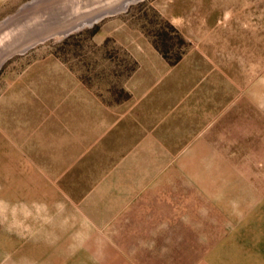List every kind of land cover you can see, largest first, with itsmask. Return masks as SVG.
Returning <instances> with one entry per match:
<instances>
[{
	"label": "rangeland",
	"instance_id": "rangeland-1",
	"mask_svg": "<svg viewBox=\"0 0 264 264\" xmlns=\"http://www.w3.org/2000/svg\"><path fill=\"white\" fill-rule=\"evenodd\" d=\"M123 1L0 0V29ZM0 264H264V0H139L8 59Z\"/></svg>",
	"mask_w": 264,
	"mask_h": 264
},
{
	"label": "water",
	"instance_id": "water-1",
	"mask_svg": "<svg viewBox=\"0 0 264 264\" xmlns=\"http://www.w3.org/2000/svg\"><path fill=\"white\" fill-rule=\"evenodd\" d=\"M115 10L116 9L114 8L104 11H98L97 13L95 12L93 14L80 16V18H78V16H71V18L66 20L56 17L50 20H41L39 23V27H37L38 25H29V28L25 31H14V29L3 31V29L1 28L0 67L8 59L17 54H24L36 45L44 43L45 41L56 35L68 34L76 29H79L80 27L93 25L95 21H98L109 14L117 13ZM32 26L35 27L31 29ZM19 31H22V33H18Z\"/></svg>",
	"mask_w": 264,
	"mask_h": 264
},
{
	"label": "crops",
	"instance_id": "crops-1",
	"mask_svg": "<svg viewBox=\"0 0 264 264\" xmlns=\"http://www.w3.org/2000/svg\"><path fill=\"white\" fill-rule=\"evenodd\" d=\"M40 174H42L41 177L45 181L46 176H47L46 173L41 172L39 169V175ZM60 182H61L60 179H55L54 185H52V189L54 191L53 194L58 195L59 199L62 200L63 195L68 194V192L64 190V188L62 187ZM134 186L135 185H133V186L129 185V187H122V186H119L118 184H116L112 187H109L110 190H108V192H110L112 194H116L119 191L118 194H120L118 197L112 199V200H118V202L120 204L119 207H118V205L117 206L112 205V208L120 209L121 211L124 210L123 212H125V214H122V215H124V217H122V218H124L125 221H121L120 224H129V225H154V224H158V222L157 223L155 222V220H157L156 216L159 214L158 210L154 209L152 207V202L149 204H145L143 201V196H142V194H144L142 187L141 186L134 187ZM40 192H43L44 195H46V193H47L45 190V187H43L42 190L40 189ZM95 192L96 191H94L92 193H95ZM67 198L69 199V206H70L71 210H75L76 211L75 213H77L78 208H79V206H78L79 201L73 200L72 197L67 196ZM87 200H89V196H88ZM148 205H151V207ZM39 208H41L40 205H39L38 209ZM145 209H148V212L150 210V213H148V214L151 216V219H149L148 217H144L145 215H147V214H145V215L143 214V211ZM155 210H156V212H155ZM153 215H154V218H153ZM144 219H145V221H143ZM132 220H135V221H132ZM136 220H138V221H136ZM110 223L111 222L103 223V224H110ZM95 224H98V223H95Z\"/></svg>",
	"mask_w": 264,
	"mask_h": 264
},
{
	"label": "bare ground",
	"instance_id": "bare-ground-1",
	"mask_svg": "<svg viewBox=\"0 0 264 264\" xmlns=\"http://www.w3.org/2000/svg\"><path fill=\"white\" fill-rule=\"evenodd\" d=\"M121 1H123V0H121ZM139 0H124L123 1V3H121V5L118 7V8H116V12H118V11H121V10H125L126 8H128V6L131 4V3H136V2H138ZM119 3V2H118ZM35 4V3H34ZM33 4V5H34ZM82 6H83V4H82ZM115 6V5H114ZM117 6V5H116ZM115 6V7H116ZM114 9V8H113ZM79 10V9H78ZM86 10V9H85ZM102 11V10H101ZM89 12V11H88ZM94 12V11H93ZM93 12H91L90 11V13H93ZM86 13V12H85ZM60 14V13H59ZM76 14V13H75ZM79 14V13H78ZM41 15H42V13H41ZM40 15V16H41ZM44 15H45V13H44ZM68 15V14H67ZM71 15V14H70ZM73 15V14H72ZM84 15H86V14H84ZM54 16V15H53ZM57 16V15H56ZM60 16V15H59ZM63 16H65V17H68V16H66V15H63ZM44 17V16H43ZM46 17H47V15H46ZM52 17V16H51ZM58 17V16H57ZM42 18V17H41ZM54 18V17H53ZM52 18V19H53ZM62 17H60L59 19H61ZM69 18H71L70 16H69ZM78 18H79V16H78ZM28 19V18H27ZM48 19V18H47ZM31 21V20H30ZM33 22V21H32ZM67 22V21H66ZM26 23V22H25ZM28 24V23H27ZM34 24V23H33ZM30 25V24H29ZM35 25V24H34ZM28 26V25H27ZM36 26V25H35ZM34 28V27H33Z\"/></svg>",
	"mask_w": 264,
	"mask_h": 264
}]
</instances>
